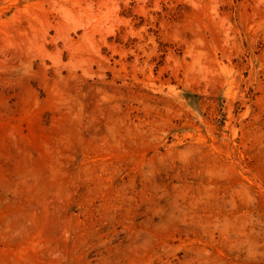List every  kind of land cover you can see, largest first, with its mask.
I'll return each instance as SVG.
<instances>
[{
  "label": "rangeland",
  "instance_id": "rangeland-1",
  "mask_svg": "<svg viewBox=\"0 0 264 264\" xmlns=\"http://www.w3.org/2000/svg\"><path fill=\"white\" fill-rule=\"evenodd\" d=\"M0 264H264V0H0Z\"/></svg>",
  "mask_w": 264,
  "mask_h": 264
}]
</instances>
